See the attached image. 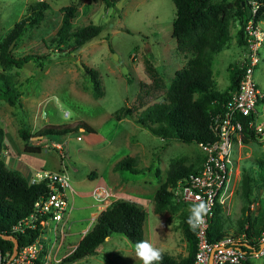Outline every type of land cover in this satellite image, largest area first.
<instances>
[{"label": "rangeland", "instance_id": "obj_1", "mask_svg": "<svg viewBox=\"0 0 264 264\" xmlns=\"http://www.w3.org/2000/svg\"><path fill=\"white\" fill-rule=\"evenodd\" d=\"M36 1L0 0V43L14 24L29 14V6ZM44 1L49 7L42 21L28 27L10 48L15 58H28L21 67L13 65L6 71L23 94V107L11 106L0 99L3 162L10 169L31 174L49 170L65 171L69 176L64 237L44 235V247L37 258L43 264H58L74 249L101 212L99 205L103 200L96 192L103 188L112 204L124 200L143 208L144 240L180 261L189 253L182 222L193 206L173 200L163 211L155 213L153 197L172 163L180 160L186 166L200 169L203 152L197 143L176 139L167 142L133 122L147 106L166 98L175 72L191 56L178 50L172 37L176 12L173 1L120 0L114 6H107L104 0ZM67 5L77 8L71 21L72 31L89 23L102 26L98 36L71 53L67 49L72 39L60 46L54 41L61 25V8ZM257 26L264 30V19ZM238 29L239 22L232 19L227 45L212 54L211 80L217 91L227 88L231 68L243 62L246 47L238 41ZM259 55L254 80L264 90V42ZM78 61L98 70L103 96H93L89 76ZM149 67L153 70L149 71ZM121 107L131 109V117L117 120L114 113ZM257 109L258 121L264 122V101L258 103ZM79 121L91 125L95 132L45 138L36 135L45 125H75ZM22 128L29 134L28 140L21 138ZM248 143L242 165L252 167L251 172L257 177L258 165L264 163V140L255 138ZM25 144L40 145L41 151L27 153ZM126 155L135 157L142 173L113 171L114 163ZM157 155L159 176L154 170H147ZM250 198L247 215L255 221L259 218L264 221V183L254 186ZM245 215L246 203L239 186L230 210L220 212L223 234L241 233ZM109 237L93 256L73 264H139L134 245L125 236L113 233ZM247 261L264 264V255H252Z\"/></svg>", "mask_w": 264, "mask_h": 264}, {"label": "trees", "instance_id": "obj_2", "mask_svg": "<svg viewBox=\"0 0 264 264\" xmlns=\"http://www.w3.org/2000/svg\"><path fill=\"white\" fill-rule=\"evenodd\" d=\"M120 0H104L107 6H114ZM176 12L172 24V37L176 41L178 50L189 53L191 56L185 66L177 70L169 85L166 98L143 109L133 122L146 128L154 136L163 138L165 141L173 139L185 143H200L207 141L211 136L210 125L216 114L222 113L227 100L237 89L243 67L234 66L230 70V82L223 91L214 89L211 80V65L213 52L225 47L230 39L229 26L231 20L239 22L237 31L238 41L246 43L244 26L247 20L253 19L255 23L264 19V0H172ZM244 2V4H242ZM254 3L258 5L255 13L247 16L246 6L251 11ZM49 7L44 0H37L29 6V14L14 24L10 32L0 43V99L14 107H23L21 96L23 95L15 85L12 76L6 71L15 65L21 67L28 58H15L8 50L11 43L17 41L28 27L39 24L44 11ZM61 25L56 33L54 41L57 45L64 44L72 39L68 52L78 51L85 43L98 36L102 30L101 25L89 23L86 26L71 30V21L77 8L67 5L61 8ZM30 59V57H29ZM43 66V64H40ZM149 71H152L150 67ZM83 70L88 74L92 94L95 98L103 96L98 70L83 64ZM154 81V78H153ZM132 110L121 107L115 111L114 117L121 120L131 117ZM79 132L93 133L95 129L84 121L75 125H45L37 133V137L59 135L67 136ZM23 140L29 139L25 128L19 130ZM78 135V134H77ZM4 131L0 126V153L3 149ZM250 132L249 139H255ZM248 139H245L247 141ZM24 151L39 153L40 145H24ZM159 156L147 168L150 172L159 176L160 169L157 167ZM258 176H253L252 167L242 165L241 190L246 203L245 223L240 226L246 235V245L243 250L248 258L253 249H259V238L264 232V221L251 219L247 213L251 203V192L256 184L264 183V163L258 165ZM199 169L184 165L180 160L172 163L167 170L164 183L160 185L154 194V212L160 213L174 200L168 187L175 185L178 180L187 179ZM113 171H129L134 174L142 173L137 167L136 159L126 155L117 160L113 165ZM48 185L45 182L30 183L18 170L10 169L0 158V262L5 264L13 252L14 242H18L19 250L22 246L33 242L38 236L37 230L25 229L13 231V227L21 218L32 212L34 202L48 194ZM221 208L216 207L211 219L208 237L210 241H217L224 236L220 219ZM146 213L143 208L130 201H117L102 210L96 218L92 228L79 240L74 249L65 255L58 264H73L81 259L93 256L96 249L106 242L113 233L125 236L133 245L144 240L143 224ZM187 218L182 222V230L189 244L188 256L175 261L172 257L163 253L162 264H193L197 248L195 231L187 224ZM12 237V238H10ZM253 248V249H252ZM30 264H43L37 258ZM243 264H250L247 259Z\"/></svg>", "mask_w": 264, "mask_h": 264}, {"label": "built area", "instance_id": "obj_3", "mask_svg": "<svg viewBox=\"0 0 264 264\" xmlns=\"http://www.w3.org/2000/svg\"><path fill=\"white\" fill-rule=\"evenodd\" d=\"M257 7L254 3L251 15ZM244 32L246 53L241 64L243 73L239 85L227 100L223 112L213 117L210 138L197 143L203 152L200 169L187 179L179 180L173 190L179 202L194 206L199 203L197 197H200L210 205L205 224L195 230L197 248L193 264H243L252 255H264V232L259 238V249L252 248L248 258L243 250L247 241L244 232L224 234L217 241H210L208 237L215 208L228 211L234 202L242 177V162L247 157L244 150L249 147L250 132L257 139L264 140V122L258 121L257 109L258 103L264 101V90L254 80V69L260 61L259 49L264 42V31L249 18ZM27 180L30 183L45 182L49 192L38 198L32 212L13 227V231L31 229L37 230L39 234L33 242L17 250L13 257L10 255L6 260L7 264H30L43 250L44 235L48 233L57 239L59 236L63 238L65 234L63 225L69 207L66 190L70 188L68 174L65 171L36 170ZM98 189L96 194L103 200L99 205V210L102 211L111 202L105 189Z\"/></svg>", "mask_w": 264, "mask_h": 264}, {"label": "clouds", "instance_id": "obj_4", "mask_svg": "<svg viewBox=\"0 0 264 264\" xmlns=\"http://www.w3.org/2000/svg\"><path fill=\"white\" fill-rule=\"evenodd\" d=\"M199 203L190 209L187 224L195 231L205 224V217L210 212V205L202 198L197 197ZM135 256L139 264H162L163 252L155 247L149 240H140L135 243Z\"/></svg>", "mask_w": 264, "mask_h": 264}, {"label": "crops", "instance_id": "obj_5", "mask_svg": "<svg viewBox=\"0 0 264 264\" xmlns=\"http://www.w3.org/2000/svg\"><path fill=\"white\" fill-rule=\"evenodd\" d=\"M262 30V29H261ZM262 31H264V30H262ZM45 138V137H44ZM3 140H4V136H3ZM57 146H61L60 144H57ZM3 149H4V143H3ZM3 149H2V151H3ZM1 151V152H2ZM27 153H30V152H27ZM6 165V164H5ZM7 166V165H6ZM8 167V166H7ZM25 177H26V179H28V177L29 176H31V175H33L34 173H30L29 171H26V172H23V171H20ZM179 181V180H178ZM178 181H177V183H178ZM177 183L175 184V185H171V186H169L168 187V190L172 193V198H174L175 200H176V197H175V194H174V188H175V186L177 185ZM240 183H241V180H240ZM240 183H239V186H240ZM239 188V187H238ZM154 198V197H153ZM177 201V200H176ZM153 202H154V199H153ZM177 202H179V201H177ZM154 205V204H153ZM222 211V210H221ZM67 213H68V211H67ZM65 220H66V218H65Z\"/></svg>", "mask_w": 264, "mask_h": 264}, {"label": "water", "instance_id": "obj_6", "mask_svg": "<svg viewBox=\"0 0 264 264\" xmlns=\"http://www.w3.org/2000/svg\"><path fill=\"white\" fill-rule=\"evenodd\" d=\"M120 3H119V5H120ZM242 4H244V2ZM246 11H247V16L250 17L251 16V8H250V6H248V5L246 6ZM11 46H12V43L9 46V49H8L9 51H10ZM78 64H80L81 68H83V65L80 63V61H78ZM125 72H126V70H125ZM10 238H12V237H10ZM12 240L14 242V246H13V252L11 254V257H13L16 254L17 248H18V242H17V240L14 239V238H12ZM5 264H7V263H5Z\"/></svg>", "mask_w": 264, "mask_h": 264}]
</instances>
